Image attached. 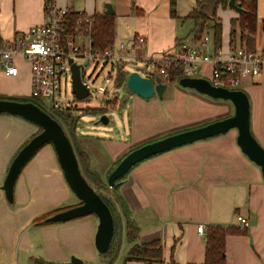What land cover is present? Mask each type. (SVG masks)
<instances>
[{
  "label": "crops",
  "instance_id": "crops-1",
  "mask_svg": "<svg viewBox=\"0 0 264 264\" xmlns=\"http://www.w3.org/2000/svg\"><path fill=\"white\" fill-rule=\"evenodd\" d=\"M47 1L0 0V48L30 28L41 25ZM50 1H55L59 8L93 15L106 13L105 6L111 4L116 16L114 46L127 43L131 47L129 57L145 61L164 53H176L177 18L187 17L199 0H178L175 10L171 0ZM174 11L177 18L172 16ZM257 11L258 34L254 35V50L264 48V0H258ZM239 16L230 8L218 10V18L222 21L227 17L230 25L226 30L222 22V46L225 48L230 44L232 20ZM225 33H228L227 38ZM137 37L145 38L146 43H134ZM24 76L29 78L27 95H30V67L21 65L17 78H10L0 70L3 83L0 96L24 97L25 92L15 89L9 82H18ZM243 92L250 99L253 136L264 148V69ZM181 95L185 100L183 98L171 108L169 115L149 113L136 107L129 120L131 140L105 137L98 138L101 139L99 144L112 160L120 157L122 160L146 144L229 118L235 113L231 102L206 101L203 107L207 109L202 115L203 107L197 110L195 104L187 103L188 94ZM191 109L197 114L189 119L187 110ZM203 117L207 122L196 124ZM38 127L18 116L0 115V264H29L31 260L36 264V259L72 264V257L80 259L82 264H104L105 258L99 256L95 245L99 225L96 215L63 223L35 224L42 216L81 204L66 182L60 164L59 168L53 163L49 146L39 150L18 177L14 203L6 199L2 186L11 163L34 137ZM237 137V131L231 130L167 151L140 162L122 177L117 192L139 228L138 244L161 240L165 258L160 264H170L172 259L177 264H205L206 234L211 226L234 228L239 232L226 238L225 264H264V178L261 167L237 145ZM239 216L248 220L249 228H241ZM199 226L205 227L204 234L198 232ZM125 234L124 228L122 249L113 264H144L124 262L132 247Z\"/></svg>",
  "mask_w": 264,
  "mask_h": 264
},
{
  "label": "water",
  "instance_id": "water-1",
  "mask_svg": "<svg viewBox=\"0 0 264 264\" xmlns=\"http://www.w3.org/2000/svg\"><path fill=\"white\" fill-rule=\"evenodd\" d=\"M240 1L229 0V8L241 14L243 10L238 5ZM105 9L106 14H114L111 4H107ZM72 74L73 93L78 100H85L90 96V91L82 84L80 66L74 64ZM179 85L215 100L231 102L235 108L234 115L202 127L168 136L133 150L123 158L110 174L108 178L109 187L113 189L119 179L144 160L197 141L227 134L231 130L237 131V145L252 162L261 167L264 178V148L255 139L251 130V105L248 95L241 90H229L215 86L205 78H182L179 81ZM126 86L131 93L144 100L155 96L163 98L168 88L167 84L163 83L159 76L152 79L142 76L139 72L129 74ZM2 114L19 116L42 128V132L33 137L11 163L2 186L7 201L9 203H14L15 201V186L24 166L44 145L52 144L65 180L72 192L81 201V204L59 212L46 221L48 223H63L91 214L96 215L99 219L95 238L96 249L99 254H106L114 236V218L108 205L83 175L73 144L64 128L50 114L32 102L0 99V115ZM100 122L108 125L110 119L107 115H103L100 118ZM71 263L82 264L83 262L78 258L72 257ZM29 264H35V260H31Z\"/></svg>",
  "mask_w": 264,
  "mask_h": 264
},
{
  "label": "built area",
  "instance_id": "built-area-1",
  "mask_svg": "<svg viewBox=\"0 0 264 264\" xmlns=\"http://www.w3.org/2000/svg\"><path fill=\"white\" fill-rule=\"evenodd\" d=\"M68 14V9L59 8L55 1L49 0L41 25L30 28L0 48V70L6 76L17 78L21 74V62L29 65L32 82L30 95L42 102L48 114L69 109L62 100L63 78L71 75L73 88L74 64L80 66L82 84L91 94V80L86 78L84 67L77 61L78 59L111 62L114 70L126 64L128 60L136 59L129 57L131 47L127 43H122L119 47L113 46L102 53L93 48L90 38L93 14L78 11L76 28L73 33H67L65 21ZM134 43L144 45L146 41L143 37H137ZM144 60L152 70L159 72L165 79H168L170 68L166 63L172 61L183 67V78H198L194 75L202 68L203 75L208 74L207 70L209 71L210 79L207 80L213 85L239 90L247 80L253 81L262 73L264 48L248 50L244 46L230 47L229 44L227 48L222 46L215 49L211 36L206 34L200 41H195L193 38L185 40L179 48H176L174 54L164 53ZM161 63L165 64L159 66ZM117 80L118 78L110 76L98 87V92L106 94L108 86L113 82L116 85ZM238 222L241 228H249L246 218L239 216ZM198 232L204 234L205 227L199 226Z\"/></svg>",
  "mask_w": 264,
  "mask_h": 264
},
{
  "label": "trees",
  "instance_id": "trees-1",
  "mask_svg": "<svg viewBox=\"0 0 264 264\" xmlns=\"http://www.w3.org/2000/svg\"><path fill=\"white\" fill-rule=\"evenodd\" d=\"M177 2L178 0H171V7L174 10L177 6ZM228 4H229V0H199L197 1L195 8L190 12V14L187 17L177 18L176 11L172 12V16L174 18L180 19L181 22L183 23L186 22L193 23V28L190 31L188 37L193 38L195 41H200L203 39V37L206 34H208L209 36H211L214 48L219 49L223 45V24L222 21L218 18V10L229 8ZM239 6L242 8L243 12L240 14L238 19L232 20L233 31L231 32V37H230V47L244 46L248 50H254L253 48L256 45V40L254 38V35H256L258 31V11H257L258 0H241L239 2ZM77 13L78 12L74 10H69V14L65 21L67 25L66 31L69 34L73 33L76 28ZM92 19H93V29L90 35L93 44L92 46L97 52L100 53L105 52L106 50L112 48L115 43L116 16L114 14L111 15L106 13L103 14L96 13L93 15ZM262 26L264 31V22L262 23ZM184 41L185 40L177 39L176 48H179ZM164 64L165 63H161L159 64V66H162ZM166 64L170 66L168 71L169 76L168 79H166V81L169 83L180 81L183 78V67L180 65H176L172 61L167 62ZM126 77L127 75L124 71V66L123 65L119 66L117 84L118 85L125 84ZM9 100L34 103L33 101L22 98L9 99ZM34 104L38 105L42 109V107L38 103H34ZM83 113L87 115L92 114L95 116H103L105 114V109L87 108L83 110ZM51 116L53 119L59 122V124H61V126L63 127L62 122L57 118V116L56 117L53 115ZM58 116L61 120L64 121L65 125L69 129V135L67 136L69 137V139L73 144L83 175L85 176V178L88 180L89 183L90 182L92 183L90 184L93 186V188L97 190V193L108 205L114 218L115 231L110 248L106 254L101 255L102 257L105 258L104 264H113L114 261L118 258L120 251L122 249V244L124 239V228L126 229V234H125L126 240L130 245H132L131 249L124 258L125 263L128 262H143L144 264L164 263L165 246L161 240H154L152 242L138 244L139 228L131 219L130 211L123 197L119 195L117 192V188L120 185V182L123 178L119 179V182L117 181L116 186L113 188V194L116 197L117 201H114L113 198H111L112 196H107L104 193H102V191L105 190V188L108 189L111 188L109 187L108 183L106 184L103 181H101L99 177L96 175V173L90 170L91 159L81 149V146L79 145V142L75 137V131L80 118L78 116L73 115L71 108L63 110V113L59 114ZM41 132H42V128H40V133ZM46 145H49V143ZM46 145H44L43 147H45ZM85 172H87V175ZM118 206L121 207L120 212ZM65 210H68V208H63L57 210L54 213L42 216L41 218L35 220V224H44L46 223V219ZM235 233H239V232L237 229L234 228H223V227H212V226L208 228L206 234L207 248H206L205 264H225L226 238L229 235ZM36 264H63V263H55L44 259H36ZM170 264H177V263L172 259Z\"/></svg>",
  "mask_w": 264,
  "mask_h": 264
},
{
  "label": "rangeland",
  "instance_id": "rangeland-1",
  "mask_svg": "<svg viewBox=\"0 0 264 264\" xmlns=\"http://www.w3.org/2000/svg\"><path fill=\"white\" fill-rule=\"evenodd\" d=\"M177 22H178L177 33L179 36L178 39L179 40L190 39L188 35L191 29L193 28V23L192 22L183 23L181 22L180 19H178ZM222 22L225 25L226 30L230 29L229 22H227V17H225L222 20ZM225 34L227 38L228 33H225ZM257 34H258V31H257ZM77 61L83 65L86 78L88 80H91L92 92L90 96L86 98L85 100H78L73 93L71 75L64 76L62 100L64 104H67L68 108L72 109L73 115L78 116L80 118L77 124L76 131H75V137L77 138L78 142L81 144L80 146H83V148L81 149L91 159L90 160V163H91L90 170L94 171L96 175L99 177V179L106 184L108 183V178L110 174L114 171V169L120 164V162L123 159L120 160L121 159L120 157V158H117V160L115 161L112 160V157L109 155V153L106 152L105 148L101 144H99L101 143L100 141L101 139L98 140V138L112 137V138H117L118 140H127V141L131 140L132 139L130 137V133H131L130 127L131 126H130L129 120L132 118L136 107L144 110L145 112H149V113L156 112L157 114L162 113L164 115L165 114L169 115L168 111H170L171 108L173 109L175 105L178 104L179 101L182 102L183 98L185 100V97L181 94H184L185 96L186 94H188L187 103L189 105L195 104L197 106V110H202V107L204 105L203 103L206 101H211V102L219 101L221 103H224V101L213 100L212 98H209L208 96L201 95L197 93L195 90L185 89L178 84L179 81H177L176 83L167 82L164 77L160 76L159 72L151 69L147 61H141V60H138V61L128 60L127 61L125 65L127 76L131 74L132 72H139L142 76L149 77V78H156L157 76H160V78H162L161 80L164 83L168 84V90L165 93L163 99L159 98L158 96H155L151 99L144 100L140 98L139 96L131 93L127 89L126 82L123 85H118V84L114 85V82H113L111 85L108 86L107 93L101 94L98 92V87L103 85L106 79L109 78L110 76L112 78L117 79L118 78V68L114 70L111 62H106L102 60L93 62L86 58H80ZM21 65L22 67L23 65L24 67L25 66L29 67L27 63L21 62ZM201 69L199 70L197 74L194 75V77L210 79V76L208 74H205V75L202 74ZM1 81H0V84L2 85L3 83ZM9 82L10 84H13L15 89L19 88V90H22L25 92V95L24 97H22V99L33 101L34 103H38L41 107H43L42 102L40 100L32 98L31 95L29 94L27 95V93L29 92L28 91L29 78L27 76H24L18 82H14V81H9ZM251 82H252L251 80H247L245 83H243V86L240 90L246 91L247 84ZM0 99L9 100V99H20V98L0 96ZM145 102H146V105H145ZM87 108H90V109L104 108L105 109L104 115H107L110 119L109 124L105 125L101 123L100 122L101 116H95L92 114L90 115L84 114L83 110ZM203 108L204 109L200 112L202 113V115H205V109L207 108L206 107H203ZM43 109L47 110L46 107H43ZM61 113H63V110L57 111L55 113H50V114L55 117L57 116V118L62 122V125H63V128L66 134L69 135L68 127L65 125L64 121L61 120L58 116ZM187 113L188 115L187 114L186 115H187V118L189 119L192 116L197 114L192 109L189 111L187 110ZM171 116L174 117L173 114ZM201 120L202 121L200 122H196V124L202 123L204 121L207 122L208 119L203 117ZM33 125L36 126L35 124ZM38 133H40L39 127H38V130L35 132L34 137ZM46 146H49L50 148L49 152L53 156L52 158L53 163L57 167H59L58 158H57V155L55 153L53 146L50 144ZM85 173L87 175V172ZM102 193H104L107 196H112L111 198H113L114 201H117L116 197L113 194V189L105 188V190H103ZM118 209L120 212L121 207L118 206ZM99 256H101V254H99Z\"/></svg>",
  "mask_w": 264,
  "mask_h": 264
}]
</instances>
